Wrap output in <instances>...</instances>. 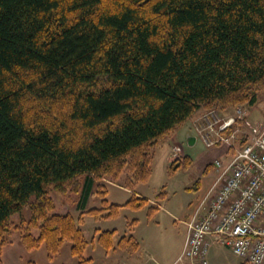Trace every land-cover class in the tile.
<instances>
[{
  "label": "trees",
  "instance_id": "obj_1",
  "mask_svg": "<svg viewBox=\"0 0 264 264\" xmlns=\"http://www.w3.org/2000/svg\"><path fill=\"white\" fill-rule=\"evenodd\" d=\"M262 92L264 0H0V255L16 230L28 251L44 245L54 260L69 242L90 264L82 218L149 201L104 199L76 219L55 212L50 192L88 198L124 173L133 191L196 114L253 107ZM192 163H171L170 175ZM24 207L30 219L15 226ZM116 234L98 232L106 253L138 251Z\"/></svg>",
  "mask_w": 264,
  "mask_h": 264
},
{
  "label": "rangeland",
  "instance_id": "obj_2",
  "mask_svg": "<svg viewBox=\"0 0 264 264\" xmlns=\"http://www.w3.org/2000/svg\"><path fill=\"white\" fill-rule=\"evenodd\" d=\"M244 107L253 121L263 118L264 92L260 93L257 104L253 107ZM232 110L227 109L222 113H230ZM199 115L196 114L193 119ZM193 119L187 121L176 132V136L173 135L168 139L169 142H165L156 150L151 176L146 182L136 185L133 191L125 187L127 174L124 173L116 183L110 179L96 182L88 198H84L75 189L69 190L66 194L50 192L55 203V212L69 213L76 219L83 214L81 208L85 211L101 209L104 199L110 204L123 206L136 194L142 195V198L149 201V205L140 210L123 207L119 216L113 219L85 215L80 225L88 242V247L84 252L85 259L92 258L97 264H105L102 261L99 262L104 249L98 242V232L116 230V244L123 237H133L140 244V249L136 254L128 247H119L111 251L112 259H118L126 254V259L136 264L175 263L187 234L185 222L191 219L217 176L215 161L226 159L225 148H208L204 144L193 129ZM174 136L173 141L171 139ZM191 138L196 139L193 145H191ZM176 146H181L183 149L181 157L180 155L172 156ZM187 158L193 161L192 165L170 175V164L177 161L183 164ZM102 191H106L104 197L99 194ZM163 192L167 194L166 198L158 200L157 197ZM157 205L162 207L150 214V208ZM30 216V208L24 207L21 213L15 215L12 220L15 226H20L29 221ZM34 233L37 235V232ZM7 242L10 244L0 255L3 264H29L30 262L34 264H78V260L70 253L69 242L64 244L60 255L54 260H49L44 245L32 251L25 249L16 230L8 235ZM224 250L226 251L225 264H243V261L229 249Z\"/></svg>",
  "mask_w": 264,
  "mask_h": 264
},
{
  "label": "built area",
  "instance_id": "obj_3",
  "mask_svg": "<svg viewBox=\"0 0 264 264\" xmlns=\"http://www.w3.org/2000/svg\"><path fill=\"white\" fill-rule=\"evenodd\" d=\"M193 129L208 148L228 150L214 163L217 176L191 219L177 264H210L211 249H229L246 264H264V123L244 106L203 112ZM181 153V154H180ZM183 155L181 146L172 156Z\"/></svg>",
  "mask_w": 264,
  "mask_h": 264
},
{
  "label": "crops",
  "instance_id": "obj_4",
  "mask_svg": "<svg viewBox=\"0 0 264 264\" xmlns=\"http://www.w3.org/2000/svg\"><path fill=\"white\" fill-rule=\"evenodd\" d=\"M201 113H203V112H199L198 114H201ZM258 121H255V122H258V123H264V116H263V118H259V119H257ZM262 122H261V121ZM176 136V135H175ZM175 136L171 139V140H173L174 141V138H175ZM167 142H169V141H166V143ZM163 145V144H162ZM222 148H225V147H222ZM226 150H225V153H224V155H225V158H228V156H229V154H228V150H227V148H225ZM216 178V177H215ZM215 178H214V180H213V182L215 181ZM213 182H212V184H213ZM136 195V194H135ZM137 196H139V197H142V195H137ZM157 206H159V208L160 207H162L161 205H157ZM186 223V222H185ZM186 236V235H185ZM186 238V237H185ZM184 243H185V241H183V244H182V247H181V251L179 252V254H178V256H177V258H176V261H175V263H177V260H178V258H179V256H180V254H181V252H182V250H183V247H184ZM139 249H140V244H139ZM138 249V250H139ZM224 249H226V248H224V247H221V246H218V245H216V246H214L212 249H211V251H210V254H209V261H210V264H225V259H224V256H225V254H226V251L224 250ZM113 252V251H112ZM138 252V251H137ZM137 252H136V254H137ZM111 252L110 253H108V254H106V252L104 251V252H102V254H101V256H100V258H99V262H103V263H105V264H136L134 261H129V260H127L126 259V254H124L125 256H122V257H119L118 259H112L111 258ZM135 254V255H136ZM92 259V258H91ZM174 263V264H175ZM92 264H97L96 263V260H94V259H92Z\"/></svg>",
  "mask_w": 264,
  "mask_h": 264
},
{
  "label": "water",
  "instance_id": "obj_5",
  "mask_svg": "<svg viewBox=\"0 0 264 264\" xmlns=\"http://www.w3.org/2000/svg\"><path fill=\"white\" fill-rule=\"evenodd\" d=\"M190 140H191V145H193L196 142V139L194 138H191Z\"/></svg>",
  "mask_w": 264,
  "mask_h": 264
}]
</instances>
